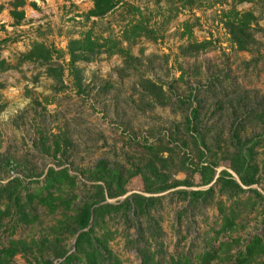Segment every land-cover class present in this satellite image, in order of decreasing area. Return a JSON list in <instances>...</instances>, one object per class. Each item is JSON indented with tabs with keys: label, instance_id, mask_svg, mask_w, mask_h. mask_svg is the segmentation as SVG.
I'll use <instances>...</instances> for the list:
<instances>
[{
	"label": "rangeland",
	"instance_id": "rangeland-1",
	"mask_svg": "<svg viewBox=\"0 0 264 264\" xmlns=\"http://www.w3.org/2000/svg\"><path fill=\"white\" fill-rule=\"evenodd\" d=\"M14 1L0 0V58L6 63L0 70V181L17 177L20 194L34 191L52 165L66 166L75 183L62 191L71 197L68 207L49 208L35 198L24 204L30 220L0 200V208L8 206L0 246L23 241L12 262L37 264L40 254L52 256L47 239L73 251L66 224L83 195L93 192L86 176L98 158L119 167L124 177L125 192L105 201L117 203L131 191L157 196L135 218L118 210L97 219L94 233L106 238L120 264H140L136 245L148 247L159 264H175L183 256L195 260L219 240L231 245L222 246L209 264H238L235 252L250 235L260 234L264 242V198L244 185L228 196L214 178L201 183L193 170L203 160L215 164L214 176L221 169L233 174L227 164L236 121L242 137H258V181L249 186L264 197V0H122L89 18L84 11L92 0H22L17 6ZM230 7L253 13L250 49L228 37L224 12ZM12 8L23 10L17 21ZM86 30L103 45L75 62L76 83L66 44ZM34 41L50 50L48 62L22 59ZM47 66L56 71L49 73ZM194 106L190 127L185 116ZM145 161H153L167 180L189 184L144 191L135 170ZM208 186L205 197L189 199L181 191ZM219 200L234 208L231 230H219ZM247 264H264V252Z\"/></svg>",
	"mask_w": 264,
	"mask_h": 264
},
{
	"label": "trees",
	"instance_id": "trees-1",
	"mask_svg": "<svg viewBox=\"0 0 264 264\" xmlns=\"http://www.w3.org/2000/svg\"><path fill=\"white\" fill-rule=\"evenodd\" d=\"M122 0H92L91 6L84 11V17L100 16ZM223 1V0H217ZM242 1V0H237ZM22 0H15L14 6L20 4ZM10 13L15 21L19 20L23 15L22 9L12 8ZM224 18V26L226 27L228 37L231 42L240 49H250L255 43V38L252 34L251 19L253 13L250 10L239 11L233 7L226 10ZM103 42L91 36V31L86 30L79 37L70 38L66 44V52L68 54L67 67L74 75L75 82L78 83V67L75 62L79 59H89L92 54L99 51ZM109 50V48L107 49ZM112 51V50H110ZM22 59L35 60L40 63L48 62L50 58V50L41 42L34 41L29 48L23 52ZM6 66L5 60L0 58V70ZM49 73L55 72L53 66H47ZM150 86L158 87L153 83L148 82ZM2 83L0 82V86ZM197 114V108H191L189 114L185 116V124L194 127V118ZM262 114V112H261ZM232 132L230 133V141L232 150L228 157V168L233 174L226 170H219L218 175L214 176L213 163L201 161L193 167V170L200 174V182L208 183L213 178L219 186V190L228 196L236 195L238 192L247 189L253 191L260 198H264L256 188L249 185L258 181L257 164L254 161V145L258 142V137L241 136L239 134V125L236 121L232 122ZM194 136L203 140L202 135L196 130ZM55 148H59L57 142ZM199 156L203 157V148H198ZM163 158L164 156H160ZM183 168V167H182ZM143 181V190L146 192H157L177 184H189L186 179L171 178L167 180L164 173L157 168L153 161H145L136 170ZM86 178L90 180V186L93 192L85 193L80 199V203L76 207V211L71 215V221L66 224L69 232L74 235L73 251H67L66 248L56 244L55 239H47L51 247H53L52 256L40 258L37 264H120L118 258L111 253L107 245V240L101 235L94 233V226L97 224V219L104 214L110 212L121 211V214L127 215L130 213L131 218L145 214L152 204L157 199L155 195H146L141 192L131 191L125 194L121 201L112 203L105 201L106 196H114L123 194L125 188L123 186L124 177L122 171L117 166H110L103 158H98L94 165L88 169ZM75 183V175L71 174L66 166L54 167L48 165L40 186L34 191L24 190L21 193V181L17 177L7 179L5 182L0 181V200L6 199L7 204H12L18 212L19 217L23 220H30L32 216H27L28 212L24 208V204L30 203L34 198L37 202L47 205L49 208L56 207L61 204L63 207H68L72 201L71 197L63 195L64 189H71ZM12 185V186H11ZM9 187H12L11 189ZM211 189L208 186L204 189L196 188L181 191L188 194V198H196L197 196L205 197V194ZM23 196L25 199H23ZM8 206L0 208V226L2 223V215ZM218 210L220 213L219 230H231L235 225L234 208L223 206L221 201L218 202ZM235 240V239H232ZM23 241L19 239H11L7 245L0 246V264H17L12 262V256L20 250ZM231 245V240H219L216 246H211L199 252L195 260H191L187 256L179 257L175 264H209L210 259L218 256V251L222 246L225 250ZM136 249L140 255V264H159L154 257V252L150 251L146 246L136 245ZM264 252V242L260 234L254 233L250 235L240 248L236 250L235 261L238 264H247L256 256Z\"/></svg>",
	"mask_w": 264,
	"mask_h": 264
}]
</instances>
